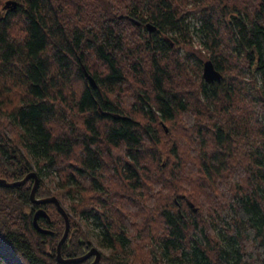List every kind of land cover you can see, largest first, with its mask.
<instances>
[{
	"label": "trees",
	"instance_id": "1",
	"mask_svg": "<svg viewBox=\"0 0 264 264\" xmlns=\"http://www.w3.org/2000/svg\"><path fill=\"white\" fill-rule=\"evenodd\" d=\"M16 1L0 0V177L36 171L59 198L62 254L93 224L97 264H264V0ZM33 182L0 184V264H90L58 261L65 220Z\"/></svg>",
	"mask_w": 264,
	"mask_h": 264
},
{
	"label": "water",
	"instance_id": "2",
	"mask_svg": "<svg viewBox=\"0 0 264 264\" xmlns=\"http://www.w3.org/2000/svg\"><path fill=\"white\" fill-rule=\"evenodd\" d=\"M5 6H11V8L15 9L17 6V1L16 0H6ZM147 26L150 31H152L155 28V25L152 22H148ZM87 78L90 80L91 84L96 85V80L92 76V74L86 72ZM223 74L222 72L215 67L214 62L212 59H206L203 64V77L207 82H212L215 80H220L222 78ZM29 178H33L34 182L31 188L30 196L33 202L35 203H45V202H54L59 210V212L62 214L65 220V227L63 230V233L58 241L57 244V259L59 262H80L83 261L91 256L93 258L91 259L90 264H97L98 261L100 260L101 257V250L96 246L92 245L86 252L83 254L77 255V256H64L62 254V244L67 238V235L70 231V216L66 208L63 206L61 201L56 195H50V196H44V197H38L36 195V190L39 186L40 183V176L36 171H30L28 172L24 177L15 179V180H9L5 177H0V184L4 186H15V185H21L24 184ZM40 214H45L47 215L45 209L39 208L35 212L34 215V222L36 227L42 231V232H49L51 231L48 228H44L41 225L38 224L37 217ZM48 216V215H47Z\"/></svg>",
	"mask_w": 264,
	"mask_h": 264
},
{
	"label": "rangeland",
	"instance_id": "3",
	"mask_svg": "<svg viewBox=\"0 0 264 264\" xmlns=\"http://www.w3.org/2000/svg\"><path fill=\"white\" fill-rule=\"evenodd\" d=\"M198 24V21L195 19L194 20V22L192 23V28L194 27V26H196ZM193 41H194V46L195 47H200V46H202V44H201V41H202V39H201V36H199V34H198V31L196 30V27H194V29H193ZM207 59V58H206ZM205 59V60H206ZM87 227V226H86ZM87 228H89L90 229V232H91V237H92V239H93V241H94V245H96L97 246V244H96V241H97V238H96V231H97V229L96 228H94V225L93 224H89V227H87ZM100 248V247H99Z\"/></svg>",
	"mask_w": 264,
	"mask_h": 264
},
{
	"label": "flooded vegetation",
	"instance_id": "4",
	"mask_svg": "<svg viewBox=\"0 0 264 264\" xmlns=\"http://www.w3.org/2000/svg\"><path fill=\"white\" fill-rule=\"evenodd\" d=\"M91 257L93 258V256H91ZM91 257H90V258H91Z\"/></svg>",
	"mask_w": 264,
	"mask_h": 264
},
{
	"label": "bare ground",
	"instance_id": "5",
	"mask_svg": "<svg viewBox=\"0 0 264 264\" xmlns=\"http://www.w3.org/2000/svg\"><path fill=\"white\" fill-rule=\"evenodd\" d=\"M16 203H18V202H16ZM26 205V204H25Z\"/></svg>",
	"mask_w": 264,
	"mask_h": 264
}]
</instances>
